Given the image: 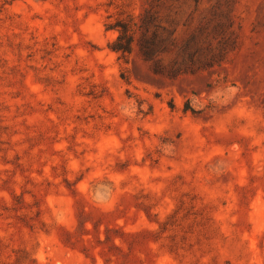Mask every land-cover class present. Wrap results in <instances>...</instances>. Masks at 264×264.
Wrapping results in <instances>:
<instances>
[{
	"label": "rangeland",
	"instance_id": "rangeland-1",
	"mask_svg": "<svg viewBox=\"0 0 264 264\" xmlns=\"http://www.w3.org/2000/svg\"><path fill=\"white\" fill-rule=\"evenodd\" d=\"M0 264H264V0H0Z\"/></svg>",
	"mask_w": 264,
	"mask_h": 264
},
{
	"label": "trees",
	"instance_id": "trees-1",
	"mask_svg": "<svg viewBox=\"0 0 264 264\" xmlns=\"http://www.w3.org/2000/svg\"><path fill=\"white\" fill-rule=\"evenodd\" d=\"M121 37H122V35H121L119 38H121ZM132 41H133V39L130 38V41L128 42V46H126V47H124V48H117V50H123V51H128V52H130V51H131V44H132Z\"/></svg>",
	"mask_w": 264,
	"mask_h": 264
}]
</instances>
